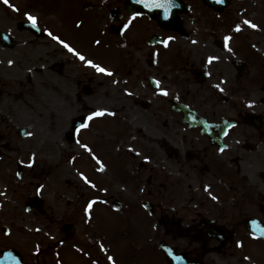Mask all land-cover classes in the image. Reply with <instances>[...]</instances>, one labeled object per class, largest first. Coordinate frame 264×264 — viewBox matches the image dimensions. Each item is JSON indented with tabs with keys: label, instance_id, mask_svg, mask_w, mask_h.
<instances>
[{
	"label": "flooded vegetation",
	"instance_id": "obj_1",
	"mask_svg": "<svg viewBox=\"0 0 264 264\" xmlns=\"http://www.w3.org/2000/svg\"><path fill=\"white\" fill-rule=\"evenodd\" d=\"M176 2L179 7L173 9L171 22L157 14L151 18L145 15L121 36L122 24L136 8L129 6V0H68V6L82 14L83 32L75 34L74 41L65 39L79 51H91L94 60L100 57L99 63L111 62L108 68H112L117 84L122 85L115 100H126V105L110 109L115 111L114 117L94 122V135L82 134L95 150H99L97 141L110 146L101 154L106 164L102 173L95 171L94 162L83 150L71 147L69 132L88 111L86 100L98 96L93 99L98 103L104 97L105 81L95 82L92 76L80 73L75 78L76 96L84 110L64 118L62 132L67 124L68 147L63 145L60 153L65 152V156L62 160L59 156L58 162L48 159L52 162L49 164L36 156L32 168L20 164L21 160L27 163L34 144L33 137L29 141L30 136L23 133L33 131L28 126L13 125L16 120L11 108L24 99L22 91L29 85L31 66L18 57L11 65L21 63V69L25 66L23 72H7L5 65L9 64L2 59L1 51L19 41L23 45L45 37L21 23L22 13L44 15L47 24L41 21V27H53L55 18L47 13L57 10L58 5H50L46 0L14 1L12 4L21 10L14 12L19 15L15 32L2 26L5 18L0 14V31L11 30L15 41L7 45L0 39V180H8L0 181V185L3 182L9 189L12 185L21 210L14 205L11 209L15 214L6 215V199L0 196V229H12L10 236L0 231V257L12 250L25 264H56V252L60 253L62 264H91L92 260L107 264V255H113L116 264H264V239L251 240L248 236L250 220L255 219L264 228V0H225L223 4L215 0ZM241 11L257 22L261 30L245 29L234 34L233 53L226 54L222 36L228 34ZM64 13H70V9ZM63 21L67 22L65 27L72 23L69 25V18ZM91 23L99 30L96 36L91 33ZM68 28L61 31L65 36ZM166 36L176 37L168 48L157 43ZM94 39H100L101 44L95 45ZM193 40L197 43L193 44ZM153 52L158 55L153 56ZM61 55L57 61L47 62L49 66L62 71L65 65ZM209 55H219L221 60L206 65ZM29 56L31 61L34 53ZM46 59L43 58L44 62ZM38 70L42 67L38 66ZM152 78L161 81L168 96L154 94ZM221 80L225 81L221 84L223 92L213 87ZM125 88L133 95L121 93ZM249 101H254L252 107H247ZM56 112L60 114L53 106L50 114L48 110L46 113L53 125ZM53 131L58 132L55 126ZM129 145L140 155L129 152ZM145 155L148 162L143 160ZM73 156L76 160L69 163ZM15 168L22 178L12 176ZM77 170L88 175L98 187H104L100 183L104 180L108 192L88 188ZM44 174V179L50 181H34ZM38 184L45 186L40 196L35 194ZM125 184L130 188L127 194ZM205 185L210 186L209 191L218 196L219 202L211 200L204 191ZM94 195L108 203L102 204L104 211L95 205L91 222L85 223L82 209ZM52 200L64 201V210L58 212ZM26 207L31 211L25 212ZM104 216L111 221L103 220ZM44 220L47 225L38 226ZM37 227L40 233L27 230ZM45 232L56 239L49 240ZM238 239L245 242L243 249L236 248ZM61 240L63 244H58ZM100 243L110 251L101 252ZM35 244L40 245L38 256L33 255ZM74 244L88 255L77 252ZM167 248L182 259L173 260L166 253ZM245 255L251 256V261L243 260Z\"/></svg>",
	"mask_w": 264,
	"mask_h": 264
},
{
	"label": "rangeland",
	"instance_id": "obj_2",
	"mask_svg": "<svg viewBox=\"0 0 264 264\" xmlns=\"http://www.w3.org/2000/svg\"><path fill=\"white\" fill-rule=\"evenodd\" d=\"M14 1H19V2H25L26 0H10V3H14ZM36 0H32V2H35ZM40 2L42 0H39ZM50 5H54L57 4L58 9L55 10L54 12L49 11L50 13H47L48 17H54L55 21H54V26H48L47 28H49L50 30H52L55 34H61V36H63L62 38L65 39V37H67L69 40L74 41V35L75 34H80L81 32H83V28H77L76 27V21L78 19L83 20L82 18V14L80 13V11L76 10L74 11L73 8H70V6H68V0H46ZM44 2V1H43ZM45 8L47 9V7L45 6ZM60 8V9H59ZM67 9H70V13H64L67 12ZM40 13H41V9H39ZM0 14L2 15V18L4 19L5 23H2L3 27L6 28H11V30L13 32L16 31L14 25L16 23V20L18 19V14L17 16L15 15L16 13L10 11L7 7H5L4 5L0 6ZM72 16H71V15ZM4 16V17H3ZM40 20L42 21V23L44 22V15H42V17L40 16ZM73 17L74 20H72L71 18ZM77 17V18H76ZM68 19L69 18V25L71 23L70 26L65 27L63 20L64 19ZM62 21V23H60ZM46 23V22H44ZM47 24V23H46ZM93 24V28L91 33L96 36L99 33V30L96 29L94 23ZM62 26V27H61ZM69 27V28H68ZM66 28V29H65ZM67 28L69 29V31L67 32L66 36L62 33L64 30L66 31ZM61 29V30H60ZM62 31V32H61ZM21 34V32H20ZM24 34V33H22ZM22 37L20 36V39ZM24 41H25V37H23ZM21 41H19V43L17 45H13L12 47H10V49L8 48H2L4 49L3 51H1V55H2V59L7 60H16L18 57H22L24 59H22L25 63H29L28 65L31 66V79L29 81V85L27 86L28 88L31 89V92L28 93V88L26 87V89H23V93H24V99L23 101H18L17 103H15V107L11 108L13 109V111L15 112L13 117L16 120L15 123H13V125L15 127H24V126H28L32 131H33V135L29 137V141L34 140V144L32 145V147L30 148V152H35L36 156H38L39 161H44V163L49 164L52 163L50 161L47 162L48 159H50L51 161L54 162H58L59 161V156H60V160H62L63 156H65V152H61L60 153V148L65 145L66 147H68V144L65 140V131L67 128V124L65 127V130L62 132L63 130V126H62V130L61 132H54V126L52 121H51V117L50 115H47V109H42V112L44 115L39 116L38 114V110L35 109V105L34 102L37 104L36 99H37V93H38V89L42 88L43 91L45 93H48L49 95H51L54 98V93L56 91H59V95H58V100L54 101V105L56 106V108L59 110L61 117L65 118L66 116L68 117H74L76 114H79L81 111H83V105L82 102L79 100V97L77 98V91H78V87L75 83V78L78 75V73L80 74H84L89 76H92L96 81H105V87L103 88L104 91V97L101 99L100 102H95L93 99L94 98H98V96H93L88 98L87 104L89 109L91 110L93 109V107L95 105H98V107H108L109 109H114L116 105H126V100H121L118 103L115 100V95L118 92V89H121L122 85L119 84H113L111 81L114 78V76L112 77H107V76H103L102 74L96 73L93 69L88 68L86 66H84V64L77 60L75 57L71 56V54L67 53L66 51H64V59L63 56L61 55V51H63V48L60 45H57L54 41H51L50 38H48L47 36L40 38V39H34L32 42L30 41V43L27 44H20ZM88 42V40H87ZM89 43V42H88ZM48 51H45L46 46H48ZM23 51V53H22ZM83 52L86 56H88L91 59H94V54L89 51V50H85V51H81ZM22 53V54H21ZM34 53V58L30 61V59H27L28 57H31L29 55H32ZM61 55L60 60L64 61V65L65 67L63 68L62 71H58L57 70V66H55V68H52L51 66H49L50 69V73L51 76L49 78H44V72L43 70H38V66L42 67V65L44 64V60L43 58H47V62L48 63H52L54 61H57L58 56ZM110 58V57H109ZM105 61L108 62V60L106 58H103ZM111 59V58H110ZM97 62H101L100 61V57H98L95 59ZM49 65V64H48ZM103 65V63H102ZM6 71L7 72H11V71H17L18 74L22 73L24 68L21 69V63H15L14 65H5ZM105 67L111 66V62L107 63L105 65H103ZM110 69L112 70V68L110 67ZM86 71V73H85ZM61 72V74H60ZM87 77V78H88ZM41 81V82H40ZM41 83V84H40ZM40 85V86H39ZM19 88H16L15 90H18ZM65 90L66 93L63 94V91ZM123 92V90H121V93ZM33 105V107H32ZM119 110V109H118ZM58 112V111H57ZM68 123V121H67ZM96 131V128L93 124V127L90 131H85L83 134L86 136H92L94 135ZM56 134V141L54 140ZM88 134V135H87ZM72 149L74 150L76 147H78L77 145H75V143L73 142L71 144ZM97 148H99V150L97 149L96 152L97 154L102 158V160H104V157L101 155L103 154V151L105 152V150H109L110 146L107 144H104L102 141H97ZM53 149V150H52ZM109 164V163H108ZM8 172V171H7ZM2 172L0 171V174ZM16 173V168L14 170V174H12L13 177H15ZM9 175V174H7ZM45 174L41 175V176H37L34 181H50V180H45L44 179ZM13 179V178H12ZM15 179H13L12 181H14ZM107 180V179H106ZM0 181H8L7 179L4 180H0ZM61 181V180H58ZM64 181V179H63ZM72 181H77V180H72ZM104 180H102L100 183L102 186L106 187L107 184L103 182ZM107 182V181H105ZM10 183V182H9ZM2 185V186H1ZM0 185L1 187V191H4L6 193L5 196H2V199L5 200L6 199V204H4L3 208H5L6 210V215H12L15 214V211L12 210L11 208H13L14 205L17 206L18 211L20 210V206L19 203L16 199V195L18 193L15 192L14 188L12 189V185L9 184L10 189L6 187V185L2 182ZM127 184L124 185V194H127L130 190H128L127 188ZM129 187V186H128ZM5 189V190H3ZM127 190V191H126ZM123 193V192H122ZM50 200H51V195L47 196ZM52 203H55L56 205V210H58V212H62L64 210V206H65V202L64 201H58V200H52ZM11 206V207H10ZM102 204H98L96 205V209L99 210H103L102 208ZM3 210V209H2ZM101 211V212H102ZM1 218H3L1 216ZM103 220H107L108 222L111 221L110 218L108 217H103ZM41 222V221H40ZM110 223H107V225H109ZM7 225V223H6ZM39 225H47V221L44 220L43 223H38Z\"/></svg>",
	"mask_w": 264,
	"mask_h": 264
},
{
	"label": "snow or ice",
	"instance_id": "obj_3",
	"mask_svg": "<svg viewBox=\"0 0 264 264\" xmlns=\"http://www.w3.org/2000/svg\"><path fill=\"white\" fill-rule=\"evenodd\" d=\"M218 4H223L225 0H215ZM0 3L5 5L8 9H10L12 12L20 13V8L17 7L15 4L10 3V0H0ZM132 3L136 5L137 7L133 9L128 19L122 24L120 29V35L123 36L127 30L130 29L132 23L137 20L138 18H141L145 15H149L151 18L152 14H157L158 18L164 20V21H170V17L173 15V9H176L179 7L176 0H132ZM23 20L21 23L23 25H26L31 30H34L36 32H42L45 36L50 38L51 41H54L57 45H60L63 49L67 51V53L71 54V56L75 57L77 60L81 61L84 66L93 69L96 73L102 74L103 76L112 77L114 76L113 71L103 66L101 63L96 62L94 59L89 58L86 56L83 52L79 51L76 47H74L71 43H69L66 39L62 38L61 35L55 34L52 30H50L47 27H41V20L38 15L30 12V11H24L22 13ZM83 25L82 20L76 21V27L80 28ZM245 29H251L255 31H260V25L255 22L252 18H248L244 15V12L241 11V13L238 15L237 19L233 22L231 25L228 34H224L222 36V49L226 54H232L233 48L231 46V42L234 39V34H238L243 32ZM10 32L9 34L5 35L3 33H0V39L8 40L10 38ZM176 39L175 36H166L161 38L157 41V43L163 45L164 48H168L171 41H174ZM95 45L99 46L101 44L100 39H94L92 41ZM193 44L197 43L196 40L192 41ZM253 48H256V45H252ZM153 56H157V52L152 53ZM221 60V56L219 55H209L206 57L205 64L206 65H212L213 62ZM13 63L12 60H8V64L11 65ZM29 72H31V69H28ZM206 75H211V72H206ZM113 84L119 83V81L113 79L111 81ZM151 82L155 85V93L161 96H168V90L166 87L161 86V81L157 80L155 78H152ZM225 83L224 80H221L220 83L215 84L213 87L218 89L220 92H223L224 89L221 87V84ZM124 94L126 96H132L133 93L129 91L127 88L123 90ZM254 104V101H249L247 104V107H252ZM116 115L115 111L110 110L107 107H97L93 108L91 110H88L81 118L80 122L74 123L70 129L69 136L75 143V145L78 146L79 149L83 150L84 153L90 157V159L94 162L96 168L95 171L98 173H102L106 171V164L102 160V158L97 154L95 148L90 145L88 142H85L83 140L82 134L85 131H90L93 127L94 122L98 118H103L106 116L114 117ZM25 136H32L33 133L30 131H25L23 133ZM134 139V138H133ZM227 147V145H225ZM221 152L224 151V148L219 149ZM129 152H135L137 156L140 155L139 152H137L131 145L128 147ZM76 160V156H73L69 163H73ZM143 160L145 162L149 161V157L145 155L143 157ZM36 163V153L32 152L27 157V163L25 164V161L21 160L20 164L23 166H26L28 168H32L34 164ZM16 177L18 179L22 178V173L20 171H17L15 173ZM77 175L79 179L83 182L84 185H86L88 188L95 190L96 192L100 193H107L108 189L106 187H98L95 182H93L92 179L89 178L88 175H86L83 171L77 170ZM209 185L204 186V191L208 193L211 200L219 202V198L216 195H212V193L209 191ZM44 184H38L35 189V194L37 196H40L44 191ZM143 191V189H141ZM6 193L4 191H0V196H5ZM108 201L105 198H102L99 195H94L92 198L85 201L82 212L84 216V222L89 223L92 220L93 212H94V206L98 204H107ZM145 207H147L145 205ZM25 212H30L31 209L25 208ZM251 226V230L248 232V236L251 240H260L264 239V228H261L258 224V222L255 219L250 220L249 222ZM155 228L156 225H153ZM29 232H35L40 233L41 229L39 227L37 228H28ZM0 231L3 232L4 236H10L12 235V229L8 227H4L3 229H0ZM45 236L49 238V240H55V236L51 235L48 232L44 233ZM58 244H63V241H58ZM235 246L238 249H243L245 246V242L243 240H236ZM73 248L77 252H82L84 255H88L87 252H85L82 248L77 247L75 244L73 245ZM100 251L103 253H108L110 249L106 248L103 243L99 244ZM166 253L169 257H171L173 260H181L182 257L173 255V250L171 248L165 249ZM40 254V245L35 244L33 246V255L38 256ZM2 260L4 264H7V261L12 260L14 261V264H23L22 258H17V256L13 255L11 251L3 252L2 254ZM243 260L245 261H251V256L245 255L243 256ZM107 264H116V259L113 255H107L106 256ZM56 264H62V260L60 259V253L56 252ZM91 264H98L97 260H92Z\"/></svg>",
	"mask_w": 264,
	"mask_h": 264
},
{
	"label": "bare ground",
	"instance_id": "obj_4",
	"mask_svg": "<svg viewBox=\"0 0 264 264\" xmlns=\"http://www.w3.org/2000/svg\"><path fill=\"white\" fill-rule=\"evenodd\" d=\"M42 70L44 72V78H49L51 76L49 65H48L47 61H45L44 64L42 65ZM58 95H59V91H56L54 93V98H53L48 93H45L42 88L38 89L37 99H36L37 104L34 102V105H35V109L38 110L39 116H42V109H44V108L47 109L49 114H50V112L52 111L53 106L55 107L53 102L55 100L56 101L58 100ZM54 119H55V129L58 132H61L62 126H63V123H64V118L61 117V115L56 112V115L54 116Z\"/></svg>",
	"mask_w": 264,
	"mask_h": 264
},
{
	"label": "water",
	"instance_id": "obj_5",
	"mask_svg": "<svg viewBox=\"0 0 264 264\" xmlns=\"http://www.w3.org/2000/svg\"><path fill=\"white\" fill-rule=\"evenodd\" d=\"M129 6H133L134 4L132 3V0H129ZM134 6H136V5H134ZM137 7V6H136ZM0 33H3V32H0ZM3 34H5V33H3ZM5 35H8V34H5ZM4 42H5V44H13L14 43V41H12L11 40V38H9L8 40H3ZM22 132H24V130H21ZM40 199H39V202H38V204L40 203ZM14 255V254H13ZM18 258V257H17ZM0 264H4V262H3V260H2V258L0 259ZM7 264H14V261H12V260H9V261H7Z\"/></svg>",
	"mask_w": 264,
	"mask_h": 264
}]
</instances>
